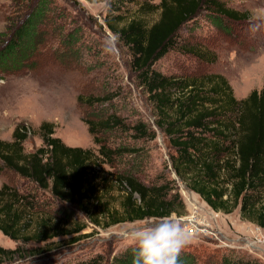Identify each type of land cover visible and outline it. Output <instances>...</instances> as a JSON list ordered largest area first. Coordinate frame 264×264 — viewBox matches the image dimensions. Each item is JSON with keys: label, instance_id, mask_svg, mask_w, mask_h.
Here are the masks:
<instances>
[{"label": "trees", "instance_id": "16d2710c", "mask_svg": "<svg viewBox=\"0 0 264 264\" xmlns=\"http://www.w3.org/2000/svg\"><path fill=\"white\" fill-rule=\"evenodd\" d=\"M47 4L48 0H36L30 11L9 27L1 41L0 71L19 69L40 58L38 46L43 42V31L46 32L41 21L45 20ZM137 5L138 12H156L155 21L148 24L137 15L117 30L107 14L104 22L127 48L129 68L152 105L154 126L174 151L170 154L171 168L186 188L212 210L229 213L238 206L242 219L264 229V87L236 99L219 73L200 71L175 76L152 68L157 59L177 46L179 28L201 11L219 29L246 20L248 13L227 6L224 0H159L156 4L141 0ZM69 39L70 35H64L63 41L68 43ZM196 47L183 44L179 50L209 63ZM77 98L89 107L104 100L91 95ZM82 120L97 145L96 151L65 145L53 136L54 124L48 121L37 126L35 133L41 145L29 152L23 151L22 142L30 128L21 123L14 125L10 140L0 139V172H10L31 183L29 190H19L8 182L0 184V233L16 242L13 248L0 247V264L15 256L40 254L41 248L24 249L23 244L30 241L46 242L64 235H71L70 242L81 238L83 235L72 234L82 230L84 224L71 221L77 225L66 227L67 219L73 215L69 205L94 225L98 219L106 220V226L183 214L177 191L166 197L172 187L164 179L146 186L127 170L99 175L102 163L113 166L124 150L133 149L108 146L104 138L97 136L124 131L123 120L114 112L105 116L91 112ZM132 129L138 138L155 136V131L140 122ZM111 182L118 185L121 193L118 206L113 208L104 199ZM36 190H48L52 200L64 203L57 213L64 217L62 220L38 208L39 204L33 201ZM132 252L129 245L109 257L96 253L72 264H132ZM178 264L264 263L254 257L206 253L193 246L182 249Z\"/></svg>", "mask_w": 264, "mask_h": 264}, {"label": "rangeland", "instance_id": "374dc122", "mask_svg": "<svg viewBox=\"0 0 264 264\" xmlns=\"http://www.w3.org/2000/svg\"><path fill=\"white\" fill-rule=\"evenodd\" d=\"M36 0H0V46L9 27L26 15ZM141 0H48L45 20L41 21L43 42L40 58L28 61L19 69L0 71V139L10 140L15 124L30 128L22 142L24 152L41 145L35 130L41 121L54 124L53 136L65 145L90 148L96 151L83 118L89 113L106 115L114 112L124 124V131L115 130L97 134L108 146L125 145V151L110 166L100 165L99 175H115L120 170L133 172L144 185L162 183L164 179L177 191L183 203V214L170 216L179 221L196 214L210 223L207 230L187 235L185 247H196L206 253L232 254L254 257L264 263V229L239 216L238 206L223 213L208 207L195 193L186 188L171 168L170 154H174L164 135L154 126V113L146 93L138 84L135 73L129 68L127 48L118 34L110 30L104 18L115 29L130 18L141 15L148 24L157 18L151 10L138 12ZM159 0H148L156 4ZM229 7L248 13L244 21L227 24L226 29L213 26L201 11L195 18L182 25L177 32V43L166 55L157 59L152 68L164 75H182L190 72H215L221 74L231 87L236 99L245 97L252 89L264 87V0H224ZM26 4V5H24ZM47 19V20H46ZM44 24V25H43ZM44 26V27H43ZM70 35L68 43L64 35ZM70 42V43H69ZM194 45L209 63L179 50V45ZM177 47V48H176ZM195 49V50H196ZM101 96L100 104L87 106L78 101L87 96ZM103 113V114H102ZM143 123L155 134L153 138L136 137L132 127ZM135 150V151H134ZM112 177V176H111ZM8 182L17 189L28 188L31 183L10 172H0V184ZM24 191V190H23ZM120 190L116 183L107 184L104 191L109 207H117ZM31 195V194H30ZM33 196V195H32ZM30 196V200L31 197ZM33 201L55 218L62 209V201L51 199L48 190H36ZM73 215L66 227L84 224L78 233L83 235L70 242L71 235L58 236L46 242H27L24 249H42L40 254L3 261L1 264H72L94 254L109 257L132 245L127 233L145 222H119L106 226L98 219L96 225L70 205ZM180 211V208H177ZM186 228L187 224L182 223ZM16 242L0 233V247L13 248ZM26 251L22 254L25 256Z\"/></svg>", "mask_w": 264, "mask_h": 264}, {"label": "clouds", "instance_id": "9594fccd", "mask_svg": "<svg viewBox=\"0 0 264 264\" xmlns=\"http://www.w3.org/2000/svg\"><path fill=\"white\" fill-rule=\"evenodd\" d=\"M132 243V264H178L188 236L182 222L172 216L149 218L126 236Z\"/></svg>", "mask_w": 264, "mask_h": 264}, {"label": "built area", "instance_id": "2783aa9c", "mask_svg": "<svg viewBox=\"0 0 264 264\" xmlns=\"http://www.w3.org/2000/svg\"><path fill=\"white\" fill-rule=\"evenodd\" d=\"M180 222L187 224L185 230L187 235H195L199 233H204L205 231L214 232L213 230H207V226L210 223L207 219L203 218L202 216H197L196 214H192L185 219L181 220ZM264 241V235L261 237Z\"/></svg>", "mask_w": 264, "mask_h": 264}]
</instances>
